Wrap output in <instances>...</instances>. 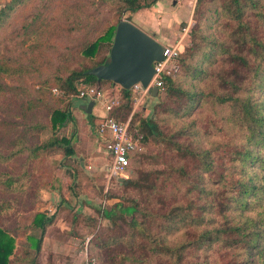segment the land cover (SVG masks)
Segmentation results:
<instances>
[{
	"label": "trees",
	"instance_id": "1",
	"mask_svg": "<svg viewBox=\"0 0 264 264\" xmlns=\"http://www.w3.org/2000/svg\"><path fill=\"white\" fill-rule=\"evenodd\" d=\"M34 1L9 0L0 9V30ZM156 1L94 0L92 11L77 3L36 11L21 27L25 38L35 35L36 55L48 34L72 38L42 84L65 95L76 93L80 82L111 91L112 81L86 73L109 61L117 24L95 16L108 8L119 13L118 21L128 20L127 13ZM199 1L179 69L154 97L155 121L140 117L131 127L137 113L130 120L133 139L162 146L153 159L164 167L131 172L121 194L107 191L117 200L101 210L109 224L87 244L96 264H264V0ZM24 71L30 69L23 62L0 58V110L9 117L6 153L0 151V165L7 167L0 169V264H14L17 233L49 224L41 213L16 222L39 201L38 191L53 185L54 168L44 154L54 147L72 152L69 139L56 135L69 119L66 96L50 95L47 86L31 94L24 84L11 83ZM135 96L132 88L117 87V102L106 116L124 122ZM196 112L206 113L203 129ZM47 129L53 134L42 141ZM211 137L218 140L203 141Z\"/></svg>",
	"mask_w": 264,
	"mask_h": 264
},
{
	"label": "crops",
	"instance_id": "2",
	"mask_svg": "<svg viewBox=\"0 0 264 264\" xmlns=\"http://www.w3.org/2000/svg\"><path fill=\"white\" fill-rule=\"evenodd\" d=\"M192 12L189 0H157L151 7L127 13L125 17L165 46L175 42ZM90 101L93 100H79L77 104L71 101L67 107L69 119L63 133L69 139L68 148L72 152L63 154L59 160L55 181L51 188L41 190L35 209V213L43 214L44 220L50 221L44 230L32 224L25 237V245L35 252L34 256L46 257L58 264L81 263L88 238L79 237L80 228L76 227L75 219L93 217L101 202L99 194L104 195L109 187L122 184L116 179L108 184L105 178L110 156L96 126L107 112L98 101L87 112Z\"/></svg>",
	"mask_w": 264,
	"mask_h": 264
},
{
	"label": "rangeland",
	"instance_id": "3",
	"mask_svg": "<svg viewBox=\"0 0 264 264\" xmlns=\"http://www.w3.org/2000/svg\"><path fill=\"white\" fill-rule=\"evenodd\" d=\"M8 1L9 0H0V9ZM47 1L46 0H39V1L36 0L32 2L31 4H28V6H26L24 9L18 10L10 19H7L8 21L6 23L5 28H2L0 30V58L2 56H10L12 59L19 60L23 62L24 64L28 65L30 69V72L28 73L24 71L16 75L15 77H19L20 79L16 81L15 80L11 81V83H20V85L24 84L28 88L31 94H34L37 88H40V87L46 88L47 86L48 93L53 96V95H56L53 92L55 85L47 84L45 86L42 83L44 82L46 78H48L53 73L54 68L58 65V63L61 60V56H58V53L66 52L67 50L66 47L69 44H71L72 38L68 34H65V35H60V34L57 35L53 33L48 34L45 37L43 43H41L40 48L38 49L40 51V54L38 51L36 55L31 47V45L36 41L35 35L31 37L28 36L25 38V36L21 34L22 23L30 20L36 11H41L45 9L50 10L51 7L53 9H57L58 6L64 3L65 4L77 3L81 5L83 4L85 5L87 11L88 10L92 11L94 9V5H93L94 0H90L88 2H86L87 0H47ZM201 8H202V3L201 1H199L198 5H196L194 9L195 10L194 14L191 17H189V19H191V28L196 23L199 17ZM108 12H110V14ZM103 15L108 16L109 21L112 24H116L118 21L119 13L108 11V8L102 9V12L96 14L95 17L98 19H101ZM70 26L71 25L69 24L67 27H70ZM77 33H78L77 30L74 31L75 35H78ZM157 101L158 99H155V98L148 101L147 104L150 110L148 114H143L141 112V109H139L137 112V117L133 121V124L131 127H134L135 124L138 123V119L140 117L152 118L153 121H155L156 117L153 112V107L155 106ZM66 106H67V101H65L64 103V107ZM207 113H210V112H207ZM130 114L128 115L125 121L129 119ZM196 117H197V120L199 121L197 126L203 129L207 122H206V119L205 121L204 119L202 120V117H206V113L200 114L196 112V114L193 115V118H196ZM8 119L9 117L0 110V151L3 153H6V139L9 137L8 128L3 127V126L5 124V121H7ZM178 124L180 125L181 123H178ZM63 129L64 127L60 128L57 131L56 135L58 137L64 136ZM52 134H53L52 130L47 129L40 135V139L42 141L48 140L52 136ZM217 140H218L217 137L206 138L205 140L203 139L205 143H208L211 141H217ZM161 154H162V146L160 144H157L153 140H150V142H148L144 146L141 145L140 150L136 151L131 157L130 170L131 172H133L132 175L133 174L135 175L138 170L163 169L164 164L162 160L160 158L156 160L153 159V156H159ZM44 156H46V160L54 168L53 181H52V183H54L56 171L58 168V162L62 158V156H64L63 150L62 148H55V147L50 148L44 154ZM4 168H7V167L0 165V169H4ZM120 187L121 185L115 184L114 188L109 187L107 191L111 190L114 193L121 194L122 191ZM48 188H43V189H48ZM43 189H40L38 191V200L40 199L39 198L40 192ZM32 195L28 197L29 203H31V201L34 200V197ZM99 197L101 199V202H99L97 208H95L94 216L92 218L93 220H95V222L92 221L91 218L87 220L86 217L75 219L76 227L80 228V230H78L77 233L79 234V237L81 239H85V236H86V238L90 240L92 236L95 235L100 230L101 226H105L109 224V221L102 217L101 210L104 207L112 206L114 203H116L117 200L108 199L107 192L104 195L99 194ZM37 204H38V201L32 205V208L31 207L28 208L27 206L29 205H27L21 211V214L19 216L20 218H17L16 222L19 221L20 223L21 220L24 219V217H26L27 215H30V217L32 218L35 214V209H36ZM77 224L79 225V227L77 226ZM80 225L83 226V228L80 227ZM74 229L76 228L74 227ZM73 233H74V230H73ZM27 234L28 232H19L15 236L16 254L13 255L14 264H58L55 260L52 261V259H49L48 261V258L46 259V257L41 258V257L34 256L35 252L29 251L28 250L29 247L25 245V237L27 236ZM176 238H177V235H176ZM32 259H33V262H32ZM66 260L69 263L70 260L69 259H66ZM61 264H63V262Z\"/></svg>",
	"mask_w": 264,
	"mask_h": 264
},
{
	"label": "built area",
	"instance_id": "4",
	"mask_svg": "<svg viewBox=\"0 0 264 264\" xmlns=\"http://www.w3.org/2000/svg\"><path fill=\"white\" fill-rule=\"evenodd\" d=\"M192 7V15L195 12V7L199 0H189ZM191 15V16H192ZM190 16V17H191ZM191 31V19L187 21L181 28L175 42L165 45L163 50V59L153 63L154 73L147 84L143 86L140 82L134 84L131 88L135 92L133 107L129 119L124 122H119L112 117L105 116L96 126L97 133L104 137L105 148L110 156V162L107 167L105 178L109 184L113 179L116 181L125 180L130 177L131 157L141 148L139 141L133 139L129 132L130 120L134 113L139 109L143 114L149 113L148 97H151L150 88H157L158 93L165 88V81L168 77L173 76L179 69V59L181 57L182 48L187 44ZM120 85L114 84L111 91L102 89L97 83L87 84L80 82L77 86V92L70 95H65L58 89L54 88L53 92L57 95H64L67 102L71 103L73 98L81 100L91 99L100 102L105 111L108 112L117 102V87ZM89 239L84 244L83 258L80 264H96L95 259L88 258ZM69 264H79L70 262Z\"/></svg>",
	"mask_w": 264,
	"mask_h": 264
},
{
	"label": "water",
	"instance_id": "5",
	"mask_svg": "<svg viewBox=\"0 0 264 264\" xmlns=\"http://www.w3.org/2000/svg\"><path fill=\"white\" fill-rule=\"evenodd\" d=\"M163 50L164 46L152 36L121 18L116 24L109 61L86 73L95 76L97 80L112 81L125 89H130L138 82L147 86L154 73L153 63L163 59ZM149 91L153 97L158 94L155 87ZM79 100L81 101L79 98L72 99L76 104ZM93 103L94 101H90L87 105V112H90Z\"/></svg>",
	"mask_w": 264,
	"mask_h": 264
}]
</instances>
